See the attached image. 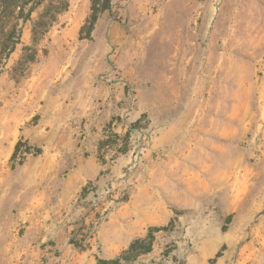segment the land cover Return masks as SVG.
Wrapping results in <instances>:
<instances>
[{
    "label": "rangeland",
    "instance_id": "1",
    "mask_svg": "<svg viewBox=\"0 0 264 264\" xmlns=\"http://www.w3.org/2000/svg\"><path fill=\"white\" fill-rule=\"evenodd\" d=\"M92 6L0 59V264H264V0Z\"/></svg>",
    "mask_w": 264,
    "mask_h": 264
},
{
    "label": "trees",
    "instance_id": "2",
    "mask_svg": "<svg viewBox=\"0 0 264 264\" xmlns=\"http://www.w3.org/2000/svg\"><path fill=\"white\" fill-rule=\"evenodd\" d=\"M113 0H93L92 14L87 19L81 33H91L99 14L109 10ZM43 8L36 19L34 13ZM69 8V0H0V59L7 60L22 43L23 26L33 21L34 42L42 40L59 22V18ZM9 28V29H7ZM25 50L31 51V48ZM28 64L34 63L35 55L25 58ZM157 229H151L143 238L134 241L127 250L114 260H100L99 264H133L140 256L153 252Z\"/></svg>",
    "mask_w": 264,
    "mask_h": 264
}]
</instances>
